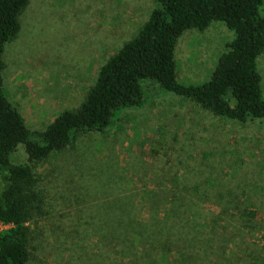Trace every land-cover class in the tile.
<instances>
[{
	"label": "rangeland",
	"instance_id": "rangeland-1",
	"mask_svg": "<svg viewBox=\"0 0 264 264\" xmlns=\"http://www.w3.org/2000/svg\"><path fill=\"white\" fill-rule=\"evenodd\" d=\"M156 5L31 0L3 72L29 128L45 130L80 106ZM234 37L222 21L185 31L180 81L209 80ZM258 68L264 91V53ZM144 86L141 106L31 163L44 214L29 222L30 263L264 264V118L220 117L150 79ZM14 160L28 162L26 151Z\"/></svg>",
	"mask_w": 264,
	"mask_h": 264
},
{
	"label": "trees",
	"instance_id": "trees-1",
	"mask_svg": "<svg viewBox=\"0 0 264 264\" xmlns=\"http://www.w3.org/2000/svg\"><path fill=\"white\" fill-rule=\"evenodd\" d=\"M137 34L101 66L96 82L74 109H66L45 130H31L4 85L5 47L22 29L30 0H0V264H31L29 222L44 214L31 163L66 149L83 134L103 131L122 109L141 106L146 79L189 98L217 116L237 121L264 118L258 60L264 53V0H155ZM222 21L235 33L204 82L178 78L176 46L190 29L204 31ZM148 85V84H147ZM23 148L28 162H16Z\"/></svg>",
	"mask_w": 264,
	"mask_h": 264
},
{
	"label": "built area",
	"instance_id": "built-area-1",
	"mask_svg": "<svg viewBox=\"0 0 264 264\" xmlns=\"http://www.w3.org/2000/svg\"><path fill=\"white\" fill-rule=\"evenodd\" d=\"M13 224L12 223H4L0 221V232L11 227Z\"/></svg>",
	"mask_w": 264,
	"mask_h": 264
},
{
	"label": "crops",
	"instance_id": "crops-1",
	"mask_svg": "<svg viewBox=\"0 0 264 264\" xmlns=\"http://www.w3.org/2000/svg\"><path fill=\"white\" fill-rule=\"evenodd\" d=\"M30 2H31V0H30ZM112 56V55H111ZM110 57V56H109ZM103 65V64H102ZM86 68H84L83 70H82V75H86V73H85V71L87 70V68L89 67V66H85ZM39 74H40V72H39Z\"/></svg>",
	"mask_w": 264,
	"mask_h": 264
}]
</instances>
